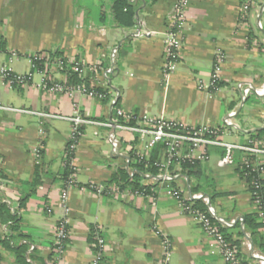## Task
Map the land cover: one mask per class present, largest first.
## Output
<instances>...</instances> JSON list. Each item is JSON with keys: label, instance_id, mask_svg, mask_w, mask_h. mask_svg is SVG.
Instances as JSON below:
<instances>
[{"label": "crops", "instance_id": "0c3cea01", "mask_svg": "<svg viewBox=\"0 0 264 264\" xmlns=\"http://www.w3.org/2000/svg\"><path fill=\"white\" fill-rule=\"evenodd\" d=\"M188 1L180 58L165 78L164 54L175 0H131L137 11L136 25L129 29L116 26L112 0H0V68L9 66L16 74L32 77L15 88L0 80V105L63 117H70L78 105L82 115L98 122L121 121L117 116L121 110L196 128L211 125L230 144L264 145V95L252 93L243 99L239 89L241 83L264 86V0H256L245 20L240 19L244 0ZM57 51L83 63L89 86L108 95L90 99L79 94L71 99L40 89L44 76L62 83L67 76L48 68L38 72L29 58ZM219 51L225 55L219 91H200V81L210 82ZM13 53L18 59H11ZM95 66L100 68L92 70ZM232 112L236 114L230 118ZM227 117L231 124L225 126ZM71 133L72 123L66 119L0 110L4 186L0 203L18 218L20 227L9 235L10 222L0 215L2 233L12 237L9 242L0 240V264H18L21 247L26 248L28 264H51V255L55 259ZM108 135L101 126L83 128L73 160L77 184L69 189L70 237L57 264H91L97 235L109 249L102 264H158L164 256L160 233L172 244L170 264H228L202 225L168 194L177 190L190 197L196 186L201 188L196 194L208 196L218 217L243 219L229 233L244 243L242 261L258 264L245 245L251 241L254 251L264 255V228L259 230L263 245L259 248L244 224L245 216L255 212L247 179L238 170L237 160L244 161L245 153L235 151L236 163L220 168L217 162L225 151L212 148L210 160L201 162L192 178L174 162L168 167L171 181L158 178L164 170L157 176L142 174L141 185L151 188V194H143L131 185L123 187L125 181L113 183V177L124 171L133 182L138 170L132 155L147 161L156 156L165 163L164 145L149 147L148 138L118 131L122 146L114 151ZM252 159L264 164V155ZM92 184L119 188V193L100 196L90 189Z\"/></svg>", "mask_w": 264, "mask_h": 264}, {"label": "built area", "instance_id": "2783aa9c", "mask_svg": "<svg viewBox=\"0 0 264 264\" xmlns=\"http://www.w3.org/2000/svg\"><path fill=\"white\" fill-rule=\"evenodd\" d=\"M176 4L171 16L170 30L166 39V47L164 54V76L168 78L176 68L180 52L182 49V35L186 24V9L189 5L188 0H175ZM256 0H244L240 19L245 20L251 8L253 7ZM259 27L261 23H259ZM138 36L141 33L137 34ZM117 51L114 50L112 57L116 56ZM11 59H18V55L13 53ZM41 62V66L37 67L36 62ZM31 67L42 72V67L48 68L54 72L63 70V64L61 61L54 59L46 53H41L31 56L29 58ZM74 64V70L84 74L87 67L78 61H70ZM225 63V55L219 51L214 60V66L210 75V82L205 85L203 81L199 82L200 91L217 93L219 91V84L223 77V65ZM43 65V66H42ZM100 66V65H99ZM92 67V70L97 71L100 67ZM31 76H24L16 74L9 66L0 68V80L6 81L10 88L22 86L31 81ZM40 89H43L49 94H57L61 96H67L71 99L81 94L90 99L96 97L105 98V93H97L94 89H88L87 85H73L69 86L66 82H55L50 77L44 76ZM239 89L243 94V99L248 97L252 93L264 95V86L260 88L254 87L250 83H241ZM0 110H8L18 113H27L37 115L42 118L48 119H66L72 123V133L68 142V146L65 152V167L69 165L71 175L66 182V189L62 194V207L64 211L63 218L57 225L55 234V259L59 261L65 253L68 238L70 237L69 230V215L70 209L68 206L69 189L77 184L76 174L77 169L73 165L74 155L77 151L80 140L83 136V128L88 125L101 126L109 130L108 141L111 144L114 151H119L122 146V141L117 135L118 131H127L140 135L141 137L148 138V146L154 147L157 144H162L165 147L166 162L160 163L159 167L164 170V173L158 175L159 179L164 181H171L173 175L168 172V167L172 162L179 159L197 162H207L210 160V149L222 148L225 154L221 156L217 162L218 167L225 168L236 163L234 152L240 151L245 153L247 156L244 159L245 167L250 170V173L255 174L252 182L253 191L251 192L253 202L255 205V212L258 217L264 222V210L259 196V190L261 189V180L264 177V164L256 162L252 158L264 155V145L262 143L251 141L248 145H237L230 144L224 140V137L219 129L211 125H205L199 128L188 126L182 122L176 120H166L163 118H155L150 116L136 117V125H130L129 122L134 118L132 114H127L124 111L118 110L117 116L121 121L115 122H98L92 120L80 112L79 106H73V114L70 117H63L60 115L50 113H38L34 111H27L22 109H15L12 107H5L0 105ZM235 112L229 114L232 118L235 116ZM231 121L227 117L224 120V125L228 126ZM141 159L144 157L141 156ZM2 169L3 160L0 158V191L4 189L2 180ZM90 189L96 192L98 195H116L119 193V188L106 189L104 186L92 184ZM137 194H140L137 192ZM168 194L174 197L180 202L183 212L192 215L195 220L202 225L206 234L214 241L216 247H218L224 260L228 264H244L240 257L239 250L234 247L225 237L222 229H231L238 224L243 223V219L226 220L218 217L215 210L209 205V199L204 198L203 194H193L190 197H184L180 191L169 190ZM195 201H202L206 206L207 210H202L196 207ZM161 244L163 248L164 256L158 262V264H170L172 255V244L170 239L166 235L160 233ZM249 240V237L246 236ZM97 241L98 251L94 254L91 264H102L106 254L108 253V245L105 239L101 235L95 237ZM246 248L252 253V257L257 261L258 264H264V255L257 253L252 248L251 241L247 242ZM244 246V243H243ZM57 264V263H56Z\"/></svg>", "mask_w": 264, "mask_h": 264}, {"label": "trees", "instance_id": "16d2710c", "mask_svg": "<svg viewBox=\"0 0 264 264\" xmlns=\"http://www.w3.org/2000/svg\"><path fill=\"white\" fill-rule=\"evenodd\" d=\"M136 6L131 2V0H112V13L114 17V22L118 28L122 29H129L133 28L136 25ZM53 57L54 59H57L62 62L63 64V70L67 76V82L66 84L69 86L73 85H80L85 84L87 85L88 89H94L97 93H102L100 89H95L89 86V84L84 79V74H81L74 70V64L70 62L67 58L64 57L63 53L61 52H50L46 53ZM33 57V56H32ZM79 62V61H78ZM37 67L41 66V62H36ZM83 64V63H82ZM43 66V65H42ZM44 67H42L43 70ZM92 68V67H91ZM222 81L219 84V87L221 86ZM105 95L107 96L108 93L105 92ZM134 118L129 122L130 125H136V117L137 115L133 114ZM164 149V146L162 147ZM132 158H135V167L138 170V174L134 176L132 179L133 182H130L131 179L129 178L128 174H126L124 171H119L114 177L112 182L118 183L120 181H125V184L122 185L123 187H127L128 185H131L134 190H137L140 193L143 194H151V188L142 186L141 180H142V174H151L153 176H157L161 172V167H159V160L156 156H154L151 160L141 159L138 155L134 156L132 155ZM176 165H180L182 167V170L189 178H192V176L197 175V170L200 168L201 162L197 161H188L184 159H179L174 162ZM238 170L241 173V175L245 176L247 179V182L249 184V189L252 192L253 191V185L252 182L254 180L255 174H249L246 176V174L250 173V170H248L243 161L238 162ZM173 168V167H172ZM71 175V170L69 168V165L66 166V182L68 181L69 176ZM130 179V180H129ZM39 183L37 181L34 182V187H37ZM261 189L259 190V196L262 203V207L264 210V177H262L261 180ZM201 188L200 186L192 187V192L194 194L200 192ZM221 195H225L221 194ZM30 196V195H29ZM28 197H25L21 201V208H24L26 205V202L28 200ZM195 204L202 210H207V206L202 201H195ZM0 215L5 216V223H9V235L19 232V220L15 215H12L9 208L6 204L0 203ZM244 224L245 229L251 233V238L254 242V245L257 246L260 243V234L259 230L264 228V222L258 217V214L254 212L253 214L246 215L244 218ZM2 223L0 221V240L3 239L5 242H9L8 239H12V237H8V235H5L2 233ZM238 225H236L237 227ZM230 229H222V232L224 233L226 239L234 246L236 247L240 252V257L243 259V246L242 241L239 239L234 238L233 233H229ZM3 234V235H2ZM242 236V233H239V237ZM20 237V236H19ZM69 240V238H68ZM68 242V241H67ZM95 244V253L98 251L97 248V241H94ZM263 245H259V248ZM55 248V247H54ZM26 248L21 247L18 251V264H28L26 261L25 256ZM55 255V253H54ZM52 256V255H51ZM50 256L51 264H56V259ZM32 257V256H31ZM244 264H248L247 262H244Z\"/></svg>", "mask_w": 264, "mask_h": 264}, {"label": "water", "instance_id": "95a60500", "mask_svg": "<svg viewBox=\"0 0 264 264\" xmlns=\"http://www.w3.org/2000/svg\"><path fill=\"white\" fill-rule=\"evenodd\" d=\"M191 195H192V194L190 193V196H191ZM204 198H208V196H207V195H204ZM209 205L212 206L210 201H209ZM251 245H252V248H253V244H252V242H251Z\"/></svg>", "mask_w": 264, "mask_h": 264}, {"label": "rangeland", "instance_id": "374dc122", "mask_svg": "<svg viewBox=\"0 0 264 264\" xmlns=\"http://www.w3.org/2000/svg\"><path fill=\"white\" fill-rule=\"evenodd\" d=\"M228 141V137L225 138Z\"/></svg>", "mask_w": 264, "mask_h": 264}]
</instances>
